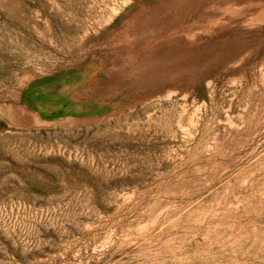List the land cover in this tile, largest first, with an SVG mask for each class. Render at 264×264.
Segmentation results:
<instances>
[{"label":"rangeland","instance_id":"rangeland-1","mask_svg":"<svg viewBox=\"0 0 264 264\" xmlns=\"http://www.w3.org/2000/svg\"><path fill=\"white\" fill-rule=\"evenodd\" d=\"M0 264H264V0H0Z\"/></svg>","mask_w":264,"mask_h":264}]
</instances>
